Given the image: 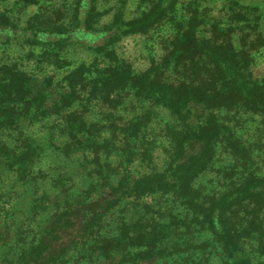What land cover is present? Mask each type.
<instances>
[{"label": "trees", "instance_id": "16d2710c", "mask_svg": "<svg viewBox=\"0 0 264 264\" xmlns=\"http://www.w3.org/2000/svg\"><path fill=\"white\" fill-rule=\"evenodd\" d=\"M9 1L0 0V7ZM98 1L76 0L70 11L59 7L23 26L0 11V40L41 47L47 59L72 44L92 55L90 65L62 82L0 66V169L31 196V220L49 218L47 227L32 230L29 250L2 264H70L73 252L75 263L84 253L88 264H164L207 254L208 242L194 243L200 234L213 237L222 264H256L264 259V174L255 168L260 146L238 133L252 123L244 117H256L264 140V78L253 71L249 50L235 45V28L213 26L202 36L198 16L179 15V0H154L133 19L127 17L131 0H116L108 12H100ZM40 3L18 0L17 6ZM165 24L174 34L159 72L136 73L120 58L119 44ZM129 94L143 103L144 114L127 109ZM150 109L168 116L160 135ZM35 128L45 130L41 143ZM48 143L62 160L52 178L37 172ZM220 155L232 162L218 170L224 191L207 194L196 184L214 171ZM154 199L166 208L143 203ZM119 208L132 212L131 219L105 234Z\"/></svg>", "mask_w": 264, "mask_h": 264}, {"label": "rangeland", "instance_id": "374dc122", "mask_svg": "<svg viewBox=\"0 0 264 264\" xmlns=\"http://www.w3.org/2000/svg\"><path fill=\"white\" fill-rule=\"evenodd\" d=\"M18 0H11L2 4L0 11H8L21 26L36 15L46 16L53 14L59 8H65L70 11L76 0H41L40 5L21 9L17 6ZM154 0H131L127 10V17L136 18L148 12ZM100 12H108L116 4V0H99ZM178 12L184 19H190L193 15L198 16L202 26L200 33L202 36H209L213 30V26L222 28H235L233 40L235 45L239 47L240 52H246L247 49L253 59V71L258 74L259 78H264V0H179ZM110 14V13H109ZM112 18V14L107 15L102 24L108 23ZM68 22V21H67ZM103 26V25H101ZM174 34L172 25L165 24L148 35H137L125 38L118 46L120 58L129 62L136 73L147 72L154 69V73L159 72L160 64L166 48L170 43V39ZM247 48V49H246ZM44 51L41 47H32L17 41L0 40V66L3 64H12L18 66L19 70L37 75L42 78L44 76L53 77L56 82H62L64 78L71 72L79 68L81 65H90L92 63V55L82 49L80 45L72 44L65 51H54L52 56L42 58ZM58 56V57H57ZM58 58L59 60H57ZM53 62V63H50ZM170 75V72L168 73ZM61 91L63 89L61 88ZM127 109L132 111L133 115H142L146 108L143 103L136 102L129 94L124 97ZM153 119V130L159 135L163 126L168 123V116L162 111L150 109ZM99 115L98 112H96ZM130 117L128 114H120L118 118ZM246 123L245 128L239 132V136L243 141L258 144L260 147L255 151V168L264 174V140L256 131L259 126L258 118L244 117ZM261 130L262 127H259ZM33 134L38 138L39 142L46 139L45 130L33 129ZM159 149L166 147L165 140L161 138L158 143ZM43 160L38 164L37 172L46 171L52 178V173L62 162L57 154H53L52 147L48 143L45 147ZM164 156V155H163ZM65 162V161H64ZM64 164H61L63 167ZM232 166V162L225 156L220 155L215 169L212 173L202 177L196 184L204 189L207 194H213L224 191V181L218 170H228ZM30 195L24 188L15 184L13 177L7 172L0 169V264L4 261L15 262L21 254L29 250V244L34 239L35 226L47 227L49 222L48 215H42L37 219H32V205ZM144 204H153L156 207L161 205L166 208L163 199H154L143 202ZM129 210V209H128ZM132 212L127 209L119 208L113 214L105 229V234L114 235L117 233V227L121 220L131 219ZM33 223V227L29 228V224ZM23 235V236H22ZM204 242L210 244L207 254L198 253L183 255L181 257L166 260V264H203V257H209V264H222L223 258L220 250L217 249L213 237L210 234H200L194 240L196 245ZM251 256H255L253 247L251 248ZM77 252H73L69 257L72 259L70 264H88L84 260V253H80L79 263H75L78 259ZM255 263H264V259H255ZM184 262V263H183ZM164 263V264H165Z\"/></svg>", "mask_w": 264, "mask_h": 264}]
</instances>
